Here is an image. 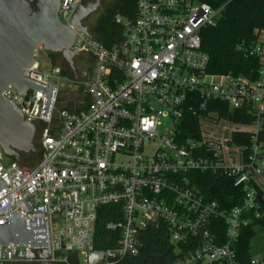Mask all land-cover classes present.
<instances>
[{"label":"built area","instance_id":"1","mask_svg":"<svg viewBox=\"0 0 264 264\" xmlns=\"http://www.w3.org/2000/svg\"><path fill=\"white\" fill-rule=\"evenodd\" d=\"M79 3L88 2L61 0L62 23L71 25ZM221 10L199 0H138L134 20L115 16L125 37L112 47L90 28L88 34L76 30L70 47L78 51L75 67L77 57L89 65L81 76L72 70L65 74L64 64L51 58L52 66L43 69L48 52L43 44L37 46L27 78L57 88L48 118L42 116L46 96L41 91L34 94L29 88L20 94L13 84L3 91L35 124L43 155L36 165L26 166L7 160L0 146V180L8 185L0 191V224L14 213L37 222L44 228L35 230L36 237L45 239V246H0V264H73L71 255L77 264H118L137 256L140 232L159 223L172 244L186 248L170 264H242L237 243L251 223L246 214L258 209L252 183L264 173V147L258 140L264 126V65L256 79L208 72L202 31L216 26ZM238 49L264 58L261 40ZM66 79L83 87L81 110L58 107ZM218 102L253 114V123L240 124L252 127L248 156L245 148L232 144V134L244 131H233L226 140L203 136L205 121L225 131L232 122ZM192 117L199 120V132L187 137L183 122ZM228 143L241 153L243 164L228 162ZM198 171L234 176L235 185L245 189L243 202L226 209L207 199L191 177ZM112 204H121L123 212L106 224L120 231L116 246L97 248L98 210ZM44 250L47 256L41 257ZM250 264H264V259L255 257Z\"/></svg>","mask_w":264,"mask_h":264},{"label":"trees","instance_id":"2","mask_svg":"<svg viewBox=\"0 0 264 264\" xmlns=\"http://www.w3.org/2000/svg\"><path fill=\"white\" fill-rule=\"evenodd\" d=\"M90 1L87 0V2ZM199 1L208 3L216 9L222 8L216 26L207 27L202 31L203 49L210 55L208 72L211 74L231 73L236 76L256 79L264 65L263 58L245 54L238 47L239 45H256L260 41V36L264 32V0ZM137 3L138 0L109 1L91 29L93 36L107 47H112L122 41L125 37L124 28L115 21V16L121 14L130 20H134L137 16ZM58 54L60 53H49V56L56 62ZM60 57L64 60L61 54ZM64 65V73L70 74V67L67 63ZM215 105L221 107V114L228 117V120L233 123L248 125L254 121L253 114L246 107L229 110V108L225 109V104L222 102ZM183 127H185L187 137H195L196 133L199 132V120L195 117L187 119L183 122ZM258 140L264 147V126L258 133ZM232 144L245 148L244 154L248 156L251 152V133L234 132L232 134ZM40 147L42 150L41 143ZM35 149L31 152L35 156H39L40 161L43 151L41 152L39 146ZM29 153L21 152L17 161L20 162ZM20 164L22 163L20 162ZM191 177L195 179L197 186L207 199L217 200L226 209L240 205L245 198V189L243 186L235 185L234 176L198 171L191 173ZM252 186L258 192V209L246 214L251 218V223L242 228L237 243V253L242 264H250L255 257L264 259V190L256 183H252ZM122 217L121 204L104 205L99 208L95 234V246L97 248L108 249L116 246L120 231H110L107 229L106 224L111 220L117 221ZM216 225L222 231L225 229V225L221 221L216 222ZM260 230L263 231V247L258 256L254 252L253 241ZM140 240L139 254L135 257L123 259L118 264H170L186 250L183 244L176 246L171 243L167 230L162 223L142 230ZM71 261L73 264H77L75 255H71Z\"/></svg>","mask_w":264,"mask_h":264},{"label":"water","instance_id":"3","mask_svg":"<svg viewBox=\"0 0 264 264\" xmlns=\"http://www.w3.org/2000/svg\"><path fill=\"white\" fill-rule=\"evenodd\" d=\"M60 2L0 0V146L6 156L16 160L21 152L36 150V126L25 119L13 101L3 96V91L9 84L15 85L20 94H26L29 88L34 89V94L36 90L41 91L46 96L42 116L48 118L57 85L49 82L45 87L28 80V69L35 62L34 51L39 44H43L48 53H60L75 71L74 57L78 51H72L70 47L76 30L88 34L89 26L84 24V20L101 5L100 0L79 3L72 15L71 25H68L60 20ZM7 186L4 180H0V191ZM41 228H44L43 225L28 222L14 213L8 223L0 224V246H45V239L36 237L35 230ZM46 256L47 251L44 250L41 257Z\"/></svg>","mask_w":264,"mask_h":264},{"label":"rangeland","instance_id":"4","mask_svg":"<svg viewBox=\"0 0 264 264\" xmlns=\"http://www.w3.org/2000/svg\"><path fill=\"white\" fill-rule=\"evenodd\" d=\"M95 1V0H91ZM90 1V2H91ZM111 0H100L101 5L99 9L92 13L90 16H88L84 20V24L88 25L90 28V31L94 24H96L97 19L101 16V14L104 11V7L106 6L107 3H109ZM261 42H264V32L260 36ZM81 57H77L76 64L78 65L75 71H72V74L81 76L82 71H86L89 69V65L85 63L83 60L81 61ZM264 61V58H263ZM56 62L57 63H62L65 64L60 57V54L56 57ZM52 61L50 59V56L48 53L45 54V59L43 60V69L48 70L52 66ZM65 66V65H64ZM81 84H77L74 82L73 79H66L61 82L60 89H61V96H60V101L58 107H76L77 109H81L83 107L82 102H83V92L81 90ZM54 126L56 128L59 127V120L58 116H56V121L54 122ZM226 128H228V131H225L223 128V125H217L215 121L210 120V121H205L204 124L202 125V133L205 138L207 137H214L215 134L219 135L220 137H223V140H226L229 138L230 133L229 131L231 130H237L240 128V126L234 124L233 122H228L226 125ZM227 130V129H226ZM228 132V133H227ZM34 145L37 148L39 146L40 150V137L39 134H35L34 137ZM42 152V150H41ZM20 158V157H19ZM38 158V159H37ZM11 160L13 158L7 156V160ZM22 164L31 166V165H36L39 162V156H35L33 152L30 151L29 154L25 155L22 160H20ZM228 162L232 163L233 165H240L243 164V158L241 153L235 148V146H232L231 143H228ZM263 231H258L253 244H254V252L258 254L262 251L263 247Z\"/></svg>","mask_w":264,"mask_h":264},{"label":"crops","instance_id":"5","mask_svg":"<svg viewBox=\"0 0 264 264\" xmlns=\"http://www.w3.org/2000/svg\"><path fill=\"white\" fill-rule=\"evenodd\" d=\"M236 125L240 126V128L237 129V130H232V131H230V136H229V137H231V134H232L233 131H244V132H250V131L252 130V127H251V126L243 127V126H241L240 124H236ZM255 183H256L261 189L264 190V173L261 174L260 176H258V177L255 178Z\"/></svg>","mask_w":264,"mask_h":264},{"label":"flooded vegetation","instance_id":"6","mask_svg":"<svg viewBox=\"0 0 264 264\" xmlns=\"http://www.w3.org/2000/svg\"><path fill=\"white\" fill-rule=\"evenodd\" d=\"M35 2V1H34ZM34 2H31V5L34 6ZM24 264H42L40 262L24 263Z\"/></svg>","mask_w":264,"mask_h":264}]
</instances>
